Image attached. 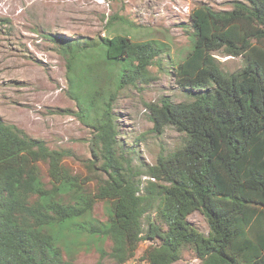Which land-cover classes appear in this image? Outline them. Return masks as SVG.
Returning a JSON list of instances; mask_svg holds the SVG:
<instances>
[{
  "label": "trees",
  "instance_id": "16d2710c",
  "mask_svg": "<svg viewBox=\"0 0 264 264\" xmlns=\"http://www.w3.org/2000/svg\"><path fill=\"white\" fill-rule=\"evenodd\" d=\"M189 19L192 43L171 72L192 98L145 102L152 130L172 126L182 141L140 167L132 165L133 150L119 144L113 95L95 97L103 87L92 72L111 74L119 64L120 82L134 83L166 45L134 40L128 31L61 43L73 92L88 102L83 109L101 102L88 119L91 150L105 175L94 195L61 164L63 150L0 117V264H70L58 233L90 212L95 197L108 211L103 227L89 225L110 241L101 261L172 264L188 248L198 264H264V0H233L223 10L200 4ZM219 52L242 57V66L223 71ZM39 161L48 165L50 188ZM89 163L92 169L95 161ZM194 211L207 233L188 220ZM141 240L152 243L136 257Z\"/></svg>",
  "mask_w": 264,
  "mask_h": 264
},
{
  "label": "rangeland",
  "instance_id": "374dc122",
  "mask_svg": "<svg viewBox=\"0 0 264 264\" xmlns=\"http://www.w3.org/2000/svg\"><path fill=\"white\" fill-rule=\"evenodd\" d=\"M233 0H0V117L28 135L43 139L49 148L63 150L61 164L83 181L85 192L95 193L98 180L105 175L91 150L93 128L88 122L96 115L97 99L112 96V112L118 127V141L124 150H133L132 165L152 164L157 155L180 145L182 134L167 126L152 130L153 123L145 102L168 96L173 101L192 96L174 81L171 66L179 62L192 43L189 15L200 4L215 10L229 9ZM128 31L134 40H154L164 50L147 66L148 73L134 83L120 82L119 64L104 74L92 72L103 90L85 111L88 102L74 93L68 75V55L62 42H91ZM57 37V38H55ZM55 38V39H54ZM223 71L232 72L243 64L240 56L216 53ZM78 66V65H77ZM76 66V67H77ZM82 69V68H81ZM90 69V68H89ZM80 71V70H79ZM90 71V70H89ZM121 83V85H120ZM89 160L95 161L91 169ZM41 180L51 187L48 165L38 162ZM148 178L143 175L142 180ZM107 202L94 198L90 212L67 222L58 233L63 259L70 264H114L99 259L110 241L89 230L107 219ZM199 230L208 231L202 213L188 216ZM59 229V228H58ZM152 242L141 240L136 257ZM199 258L188 248L172 264H198ZM129 264H138L136 259Z\"/></svg>",
  "mask_w": 264,
  "mask_h": 264
}]
</instances>
